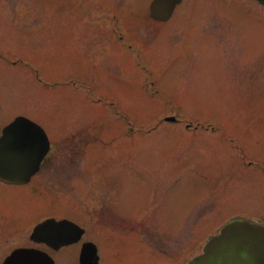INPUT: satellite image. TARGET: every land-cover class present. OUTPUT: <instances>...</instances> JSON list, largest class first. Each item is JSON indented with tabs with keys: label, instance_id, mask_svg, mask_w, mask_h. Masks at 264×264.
Wrapping results in <instances>:
<instances>
[{
	"label": "rangeland",
	"instance_id": "obj_1",
	"mask_svg": "<svg viewBox=\"0 0 264 264\" xmlns=\"http://www.w3.org/2000/svg\"><path fill=\"white\" fill-rule=\"evenodd\" d=\"M152 1L0 0V129L25 117L63 139L46 191L0 185V230L34 221L0 264L73 202L126 235L94 237L103 264H188L237 217L264 225V6L185 0L158 23ZM110 200L133 227L100 223Z\"/></svg>",
	"mask_w": 264,
	"mask_h": 264
},
{
	"label": "water",
	"instance_id": "obj_2",
	"mask_svg": "<svg viewBox=\"0 0 264 264\" xmlns=\"http://www.w3.org/2000/svg\"><path fill=\"white\" fill-rule=\"evenodd\" d=\"M264 4V0H258ZM182 0H154L150 15L154 20L166 22ZM176 121V118H168ZM50 150V142L44 129L25 117H18L7 126L0 138V179L11 183H25L35 175ZM68 223L46 221L38 225L32 239L50 245H68L77 238H62L58 235ZM70 224V223H69ZM71 227H73L71 225ZM91 258L86 261L87 256ZM98 255L93 244L83 250L81 264H98ZM5 264H54L45 254L32 250L16 251ZM189 264H264V226L245 220H234L221 233L209 240L204 253Z\"/></svg>",
	"mask_w": 264,
	"mask_h": 264
},
{
	"label": "flooded vegetation",
	"instance_id": "obj_3",
	"mask_svg": "<svg viewBox=\"0 0 264 264\" xmlns=\"http://www.w3.org/2000/svg\"><path fill=\"white\" fill-rule=\"evenodd\" d=\"M184 1L185 0H183L182 3L180 5H178V7H177V9H176V11L174 13V16H175L176 12L178 11V8L184 3ZM254 1L256 3H258V4H260L258 1H256V0H254ZM260 5L264 6L262 4H260ZM11 123H12V121H10L6 126H8ZM6 126H4L3 128L0 129V137L2 136L3 130H4V128ZM48 139H49V142H50V150H49L48 154L45 156V158L43 159L39 171L35 175H33L32 178L29 181H27L25 183H11V182H6V181L0 179V185L1 186H5V187L17 188V189H20V190H26L31 195L41 194L43 191H46L47 190V189H45L46 187L42 185L44 183L43 182L44 176H42V175L45 172V168L47 167V164L49 162H51V160H52L51 157H52V154L55 151V146H57L59 144L61 145L62 140H63L61 138H50L49 136H48ZM80 139H84V138L80 137ZM86 143H84L85 145H84L83 150L84 149H89L90 146L92 145V143H90V142L88 144H86ZM89 144H91V145L88 147ZM250 165L253 166L254 164H250ZM90 166H92V162L90 163ZM81 167H82V171H83L84 175L88 172V170H90V169H88L86 161L84 162L83 165H81ZM258 172H260V170ZM125 175L126 174H123L121 176V178H123V176H125ZM116 177H118V176H116ZM127 177L130 178L129 174H127ZM38 182H39V185L37 184ZM124 187L125 186H123L121 189H125ZM119 191H118V188H116L115 190H112V192H110L109 194H113L114 196H116V194ZM107 198H110V197L107 196ZM94 204L98 205L97 208L100 209V210H98L99 215L95 216L100 221V223H105L106 224V222H108V223H111V224H118L117 222H121V223H123L125 225H128V226L130 224H132V227H133V222H132L133 219L132 218H134V215L133 214L129 215V214L120 213L118 211V209L115 208L112 205L113 204L112 200L102 203V205H108V206H112L114 208V209L109 210V211H108V209L103 208L101 206V202L100 201H96V202H94ZM78 206H80V205L79 204L76 205V203L73 202L70 205L64 206L60 210H53L51 215H48L42 221L37 222L33 226L32 230H31V232H30V234L28 236V240H29L28 245H24V246H19V247L13 248L9 252V254L6 255V257L3 260L2 264H4L9 257H11L16 251H18L20 249H29V250L35 251L36 253L45 254V255L49 256L50 258H52L53 261L55 262V264H59V262H60L59 259H58V255L59 254L69 251V254L68 255L66 254V256L64 257V260L67 263H71V264H81V258H82L84 247L86 245L91 244V243L95 246L96 253H97L98 258H99L98 264H103V256H102L101 247L97 244L99 242H97L94 237L97 236V235H103L105 233V235H107V236H109V237H111L113 239H117L119 237L123 238L126 235L118 234V233L113 232V231L106 232L105 230L103 231L102 228H92V226H89L87 224V221H88L86 219L87 215H85L84 211L80 212L81 208L78 207ZM39 209H42V207H40V208L37 207V211L36 212H38ZM33 218H35V217H33ZM237 218H239V217H237ZM22 220H23V218L19 219L18 223L16 225L12 226L9 229H6L5 231H1L0 230V247L2 246V241L4 239V236H6V235H11V236L14 235L15 236V234L17 235L18 233L21 234L23 232H26L31 227L32 222H34L33 220H31L30 221L31 223L29 222L30 224H22V223H24ZM46 220H55L57 222L68 223L67 224L68 226H66L63 231L58 233V235L60 237H62V238H73V239L77 238V236H78L77 234H79V232H81V236H80V238L77 241H75L73 243H70L68 245H63V246L58 245V244L50 245V244H48L46 242H37V241L33 240L32 239V234H33V231H34L35 227L38 224H40V223H42V222H44ZM124 221H126L127 223L124 222ZM71 225L73 227H71ZM12 228H14L15 231L18 230V233L14 232L12 230ZM91 231H94L96 233L92 237L90 235ZM130 235H132V234H129L127 236H130ZM136 239L139 242H141V240H139V236H136ZM118 240H116V241H118ZM103 246L107 249V247L105 245H103ZM6 250H8V249H5V252H6ZM153 250H155V249H153ZM155 251H157V250H155ZM90 260H91V258L88 255L87 258H86V261L89 262Z\"/></svg>",
	"mask_w": 264,
	"mask_h": 264
}]
</instances>
